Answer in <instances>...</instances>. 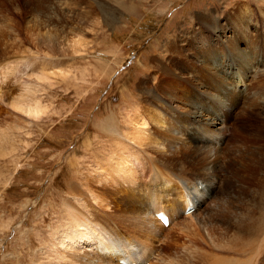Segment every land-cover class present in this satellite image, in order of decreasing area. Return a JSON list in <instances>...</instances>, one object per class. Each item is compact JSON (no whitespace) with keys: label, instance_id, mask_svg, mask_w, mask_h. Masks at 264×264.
Segmentation results:
<instances>
[{"label":"rangeland","instance_id":"obj_1","mask_svg":"<svg viewBox=\"0 0 264 264\" xmlns=\"http://www.w3.org/2000/svg\"><path fill=\"white\" fill-rule=\"evenodd\" d=\"M26 25L32 28L30 40L26 37ZM1 29L12 36L16 34L13 36L16 45L13 43V49L0 57L1 71L11 62L17 68L3 89L11 88L17 95L28 84L29 102L42 110L38 111L41 115L36 112L26 115L0 102V264L52 263L55 256L51 244L58 238L56 231L65 224L59 211L63 201L73 197L70 187L79 184V180H87V189L96 190L108 205L99 214L103 227L114 238L104 240H116L127 246L133 237L125 234V229L112 216L128 223L132 193L127 188L131 186L125 188L115 180L100 183L105 176L97 173L93 157L100 160V156L111 155V140L106 133L112 125L119 128V133L126 131L131 118L146 121L141 131L152 136L149 137L151 144L156 140L158 144L163 143L157 136L159 128L155 119L158 116L163 122L177 113L181 122L202 125V120L188 116L181 94L207 89L203 79L206 73L213 75L212 58L215 64L221 61L229 82L243 73L240 76L243 85L235 89L242 103L253 106L264 102V0H0ZM238 30H243L251 42L248 47L238 42L240 48L251 54L247 60L254 67L247 68L248 74L244 66H237L239 61L226 41L234 42ZM15 47L24 48L28 54ZM25 55H28L27 63L23 59ZM26 68L30 70L29 76ZM172 103L182 108L172 109L175 108ZM249 118L243 124L230 123L228 137L219 142L220 168L204 171L200 159L181 154L176 155L177 168L187 171L186 181L200 179L202 171L210 173L206 181L202 179L203 183L213 178L217 190L226 184L230 171L236 172L235 182L246 196L254 198V203L244 204L243 219L246 215L248 223L254 224L256 220L261 225L264 223V120ZM177 128L179 136L172 137L171 141H178L179 146L180 141H187L186 126ZM111 134L115 136L112 131ZM115 137L125 154L139 159L137 178L147 181L151 164L144 157L147 152L151 155L157 152L155 145L145 153L140 152L139 145L127 151L123 136ZM71 159L81 162H78L77 175H73L74 169L70 170ZM174 179L179 187L182 181ZM217 190L208 195L209 208H212L211 223L206 229L221 235L225 229L220 218L223 192ZM86 192L85 200L92 202L91 192ZM92 209L99 210L94 203L90 204L89 211ZM178 217L175 220L179 222ZM188 229L177 226L169 232L163 230L168 232L169 239L178 243L163 245L160 239L152 251L147 250L154 253L152 259L158 253L164 264H169L174 257L184 264H192L203 253L210 255L208 260L213 259L214 255L207 251L212 245L202 243ZM182 249L193 253L192 262ZM124 253L127 259L133 254L126 249ZM142 263L149 264L150 260Z\"/></svg>","mask_w":264,"mask_h":264},{"label":"bare ground","instance_id":"obj_2","mask_svg":"<svg viewBox=\"0 0 264 264\" xmlns=\"http://www.w3.org/2000/svg\"><path fill=\"white\" fill-rule=\"evenodd\" d=\"M31 31L32 28L26 25V37H28L29 40L31 38ZM238 33L239 35L237 36L236 40H234V42L230 40L226 41L231 46L233 53L236 55L237 60L239 61L237 66H244L243 69L245 68L244 71L247 73V68L252 69L254 67L252 66L251 60H247L249 59V56L251 54L246 50L240 48L238 42L244 43L246 47H248L251 42L249 41V38L246 36V33H244L243 30L239 31ZM15 35L16 34H14L13 36L15 37ZM13 36L6 30H0V57L1 55H7L11 51V49H13V43L15 42ZM40 36L45 38L43 34H40ZM7 37L9 38L7 39ZM16 40L18 41L20 39L18 38ZM14 45L16 44L14 43ZM15 48L18 49L19 47ZM20 48L19 51L22 50L24 54H28L27 50L25 51L24 48ZM250 51L252 52V49ZM13 54L15 53L13 52ZM27 58L28 55L23 56V59H25V61H23L26 63L28 62ZM207 62L208 61H205V63ZM220 62L221 61H219L218 64H215L214 59L212 58L210 68L214 69L213 75H208L206 73L203 79L204 87L206 85L207 89H195L193 91H188L187 93L181 94L182 99L185 101L183 104L186 105L184 109L188 112V116H190L191 119L196 118L198 120H202V125H194L190 121L181 122L178 116L179 114L177 115V113L175 115H172L173 113H170L172 115L171 119L167 118L168 120L163 122H161L162 119L158 116L155 119V121L157 122L156 124L159 128L157 130V132H159L157 136L160 137V141H162L163 143L160 142V144H158V140H156V143H154L153 141V144L156 147L155 150L157 149V152L155 154L153 152L154 155H151L147 151H151V145L153 144L149 142V137L152 136L141 131V128L147 125L146 121H144L143 118H141L140 120H132L131 118V126L129 125V128H127L126 131H120L119 133V128L112 125L110 126V131L106 133V136L112 141H109V152H111V155L107 157L100 156L102 157L100 160H97L99 157H96L95 155L93 157L95 161L94 164L97 166V173L101 174L102 172L103 176H105L104 178H102V180L100 179V183L102 181H107L108 183H110V180L112 182L113 180H115L117 181V183L119 182L123 186L125 185V188L131 186V189L127 188V190L132 193L130 206L131 208L129 214H127L128 223L125 224L118 216L112 217H114V220H117L118 223L125 229V234L133 237V240L130 241L127 246H122L121 244H119L120 242L118 243L116 240H104L107 239V237H113L110 234L111 232H107L105 226L103 227V221L101 219V215L99 214V212H101V208L103 209L107 204L103 203V200L101 199V197H99L96 190L93 189L92 191L90 189H87V180H79V184L72 185L70 187V192L73 197H70V199L63 201L61 205L59 214L60 218L65 221V224L56 231V235L58 236V238H56L55 242H52L51 244V249L52 252H54L53 255L55 256V258L52 257L53 261L49 264H55L56 262V264H132L134 262L136 264H143L142 262L145 260H150L149 264H161L163 262V259L160 256V253L156 255V258L152 259L154 253H149L147 250L152 251L155 248L156 244L159 243L160 239L163 245H165V242H167L168 246H170V244L173 245L172 242H177L176 240L172 241L168 236V232L173 228L175 229V227L177 226H179V229H192V232H194L195 234L192 235L193 237L199 238L200 241L202 240L201 242L204 244L207 243V246L208 243L212 245V248H209L210 251H207L215 257L213 256V259L211 257L208 260V257L210 256L209 254L204 255L203 253V256L200 254H196L198 256L200 255L201 257H199V259L195 263L192 262L191 256H193V253L186 250H190V248H187L184 245V248L186 249L182 250L186 251L187 254L190 255L191 258H188V260H190L192 264H264V223L262 221L263 224L261 223V225H258L256 220L254 221V224L253 222L248 223V221H246V215L243 219V213H245L243 207L246 205L247 201L249 202V204L250 202L251 204L252 202L254 203V198L252 199L251 197L246 196L239 183L235 182L236 172L232 173L230 171L231 173L229 172L227 175L225 173L226 184L222 188H218V190L220 189V191L222 189L221 193L223 192L224 194H221L223 201L222 212L220 206V218L222 217L221 219H223V225L225 229L222 234L220 233L221 235H217L214 231L206 229L208 223H211V221H209V211H211L212 208H209L210 203L208 202V195H211L210 193L217 190V186L215 184L216 181H213L212 178L214 177L213 174L212 177H210L212 178V180L208 182L203 183V180L206 181V178H209V176L211 175H209L210 173L203 171L202 173H200L202 175L200 179L199 177H197L196 179H188L186 181L185 172L187 171H183L177 168V164L179 163V161H177L176 159L177 154H181L183 156L185 155L190 158L194 157L195 159H200L201 169H203L204 171L210 170V168L212 167L220 168L221 162L218 158V154H221V145H219V142L228 137L227 133L229 132L228 127L230 126V123L243 124L248 119V117H250L249 120L251 119V117L264 120V102L259 101L260 103L257 104L253 102L255 104L254 105L252 103L253 106L247 105L246 102H241L240 96H238L235 92L237 91L235 90L236 88L243 85V81L240 77L243 73L240 76H237V78L230 80L229 82V79L226 78V75L228 74L224 72V69L222 70ZM246 62L248 63L245 64ZM13 63L14 62H11L9 65H6V67H4L2 71L0 69V102L4 103L6 106L7 104H9V107L11 106L13 109L17 111L19 110L26 115H32L35 112V114L38 115L40 113H38V111L42 109L38 106H33L32 102H29V93L31 90L28 87V84L24 85L23 88L21 87L22 91H19L17 95L14 94L15 92L11 88H9L8 91L3 89V84L5 82H8L9 78H11V75H15L12 73L13 70L17 68L15 67L16 64ZM244 64L246 65V67ZM27 66L28 64H26V67ZM25 73L27 76H29L30 70L26 68ZM247 93L248 92H246L245 94ZM150 97L153 98L152 101L155 100L153 96ZM245 97L246 96L243 97L244 101ZM258 99L259 98H257V101ZM173 100L180 101V99L174 97ZM172 105L175 104L172 103ZM173 107L175 108L172 109L182 108H180L178 104ZM165 109L167 110V108ZM153 115L154 114H151V116ZM179 125L186 126L185 140L187 141L184 142L182 140L180 141V143H182L177 146L179 142L176 141V143H172L171 138H176L177 136H179L177 134V127H179ZM202 126L204 127V130L201 128ZM111 131L115 136L120 134L121 136H123V142L125 143V149L127 151H130L133 146L139 145L138 149L141 153L147 152L144 159L146 160V162L151 164V173L147 181L137 178L136 174L138 171L136 165L139 163V159L136 156H128L127 154H125V152L121 150L117 138L115 136H112ZM180 160L182 159L180 158ZM78 162L80 161L71 159L68 163L69 166L72 167L70 170L72 171V169H74L73 175H77V168H79ZM160 163H165V165ZM75 169L77 170L75 171ZM174 178H178L179 181H182L179 187L177 184L178 181H176ZM231 179L234 180L232 181ZM188 181L192 182L194 186L190 187ZM184 185H186L187 188ZM79 187L83 188V190L79 189ZM198 187L200 188V190H198ZM97 189L99 190L98 187ZM254 190H256V188ZM86 191L91 192L90 196L93 199L92 202L91 200L89 201V199L85 200V198H87ZM75 193L76 195H74ZM91 203L97 204V209L99 210L95 211L92 209L91 211H89ZM235 204L237 205L235 206ZM238 205H240L241 207ZM253 205L255 208H257V205ZM186 206L192 207L193 210L186 214ZM107 209L109 210V207ZM199 210L200 213H197V211ZM159 211H162L167 215V227L162 224V222L156 217V214ZM202 213L206 214H204L203 219H199V215ZM176 216H179L178 220L181 221L178 222L177 220H175ZM108 217L109 219H111L110 216ZM250 221L252 220L250 219ZM163 230H167L168 232H165ZM188 230L186 231L188 232ZM214 237H216V239H213ZM210 244L209 246H211ZM174 245L178 246V244ZM124 249L129 251L131 254L133 253L130 258L127 259L125 257ZM194 250L198 252L196 248ZM136 251L141 252L143 255L138 254ZM170 259L171 258L169 257V260ZM164 262L162 264H164ZM183 262L181 261V259L179 260L174 257L171 259V262H169V264H184Z\"/></svg>","mask_w":264,"mask_h":264}]
</instances>
